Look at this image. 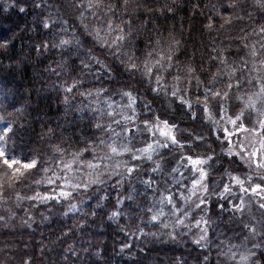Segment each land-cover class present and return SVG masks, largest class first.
<instances>
[{"label":"clouds","instance_id":"1","mask_svg":"<svg viewBox=\"0 0 264 264\" xmlns=\"http://www.w3.org/2000/svg\"><path fill=\"white\" fill-rule=\"evenodd\" d=\"M261 61L264 0H0V147L40 165L0 188V264H113L103 237L125 230L111 223L114 189L117 204L127 199L140 209L129 211L127 227L143 236L141 251L149 249L127 264H264V207L258 196L239 186L234 191L231 180L261 184L264 170L243 153L232 159L229 149L239 150L242 141L226 145L217 135L230 117L243 113L244 122L255 126L264 113V95L255 110L236 103L259 92ZM227 65L238 70L231 79ZM205 97L213 119L197 107H204ZM160 120L169 123L175 140L156 134L153 124ZM112 144L127 151L112 154ZM244 147L253 150L248 142ZM85 148L83 158H103L101 167L85 165L68 175L81 185L68 189L70 198L53 204L38 199L44 210L33 206V186L56 171L44 165L56 154L64 159ZM188 157L205 161L203 174L188 167ZM171 191L181 193L183 219L178 201L163 199ZM149 208L163 218L159 227L151 216L145 219ZM133 215L140 223L131 224ZM189 240L205 251L183 260L158 258ZM127 248L116 253L119 264H125Z\"/></svg>","mask_w":264,"mask_h":264},{"label":"snow or ice","instance_id":"2","mask_svg":"<svg viewBox=\"0 0 264 264\" xmlns=\"http://www.w3.org/2000/svg\"><path fill=\"white\" fill-rule=\"evenodd\" d=\"M253 56H257L255 49L253 48L252 51ZM228 72L226 75L229 76V79H231L232 75L237 74L238 70L232 66L227 65ZM260 67L264 68V61H261ZM257 72H259V68L256 69ZM260 86H259V92L250 94L246 98L240 97L241 104L243 105L244 109H252L255 110L258 105V96L264 95V78H260ZM237 87H239V83L236 84ZM227 87L231 89L233 87L232 83H228ZM72 89H69L71 91ZM224 95H227L225 93ZM214 97H220L221 93L219 91L213 92ZM181 103L187 104L190 106V101H184L183 98H180ZM207 97L204 98V107L202 108V111L206 112L208 114L209 119H213V113L210 109L206 106ZM216 115H219V113H216ZM159 120V118H157ZM147 123V122H146ZM229 123L233 126V129L236 131H230L227 127H222L221 132L224 133V140L227 141L228 145H232L231 137L236 135V132H239L240 134L244 135V139L239 145V150H236L235 148L229 149V155L232 156H240L241 153L244 154V157H247L251 160V164L253 167L264 170V113L260 114V118L257 119L255 126H249L248 123L244 122L243 119V113L237 114L233 117L229 118ZM99 127V125H97ZM153 128L155 129L156 134H158L160 137H167L169 139L175 140V136L173 134V130L170 127L169 123L166 121L160 120L158 123L153 124ZM127 132L129 135H132L134 132V129L128 128ZM249 135H245V134ZM244 142H248L250 145L253 146V150L251 152H248V150L244 147ZM151 150V146L147 145L145 147V152H149ZM57 151L62 152V149L57 148ZM87 148L83 149L81 152H77L72 156V160L65 162L63 164V170H66L67 172L73 171V164H80L81 162L83 165L87 166L90 170H95L101 167V163H93L90 160H84L83 158V152H86ZM109 151L112 154L116 155H122L124 151H127V149H121L116 144L109 145ZM93 153H95V149H93ZM134 159L139 160L140 157H133ZM103 158L100 159H94L101 161ZM189 163L192 165L193 169H196L197 171L201 172L203 174V170L200 168V165L205 163V161L199 159V158H187ZM26 162L22 161L20 158H17L13 155H9V153L3 148L0 147V188L4 186V184L7 183H13L18 182L22 177H24L28 172L34 171L37 168L40 167L39 161L36 159H25ZM121 165L117 164L116 167L119 168ZM126 172L129 175L134 174L136 169L125 163L124 165ZM44 171H48V169H44ZM76 172L81 171V169L78 167L75 169ZM53 175H56L55 173ZM56 179H61L60 176H56ZM250 179V178H249ZM98 180V176L93 180V182H96ZM232 182L241 188V191L251 192L253 195H256L261 200V207H264V183L256 184L252 183L250 187H244V180H242L238 176H232L231 177ZM45 182L47 184H53L55 181L51 177H46ZM145 183H150V181H145ZM194 186H198L197 181H193ZM71 187H81V185H78L74 183L72 180L68 178V176L63 177V185L60 186V190L56 192L55 195H48L47 193L41 194L36 193L34 196L29 197V199L36 200V199H44V200H58V198H65L68 199L71 196V192L68 190ZM86 187V185H84ZM226 191L230 190L228 188L225 189ZM55 191V190H53ZM128 199H133V197L130 195ZM164 200H166L168 203H172L174 200V196L172 195H164ZM201 204H203V201H201ZM236 210L240 211L241 206H236ZM149 212H152V209H148ZM119 213L116 211H112V216H117ZM160 216L153 213L151 215L152 221L159 220ZM176 223L182 224L183 221L177 219ZM166 227V225H165Z\"/></svg>","mask_w":264,"mask_h":264},{"label":"trees","instance_id":"3","mask_svg":"<svg viewBox=\"0 0 264 264\" xmlns=\"http://www.w3.org/2000/svg\"><path fill=\"white\" fill-rule=\"evenodd\" d=\"M237 44H239V41H237ZM189 95L191 96V92L189 93ZM197 96H199L201 99H203V93L199 92L196 94ZM176 103H180L179 100L176 101ZM200 111L202 112V105H198L197 106ZM232 159H236L234 156L231 157ZM22 161L26 162V160L24 158H20ZM72 160L71 156H66L64 159H61L59 154H56L55 158L53 160H49L47 162V164L44 165V167H49L52 169H57L60 165L64 164L65 162ZM87 159H92V156L88 153L85 154V158L84 160ZM54 172L49 171L48 176H52ZM40 176H43V172L40 173ZM145 179H150L148 177L147 174H145ZM36 191L34 192H30L29 195H35L36 192L41 193L42 195L45 193H50V192H54V186L53 185H47L46 183H44L41 186H33ZM140 187V186H137ZM129 190L126 189V194ZM119 190L114 189L112 191L111 194V209L112 211H116L119 214L116 216V219L114 221H112V225L113 228H117V227H124V231H109L104 237V243L107 245V250L108 252L115 257L113 264H119L120 261V257L116 255V253H118L120 251L121 248H124V245L127 244L128 248L125 249V264H127V260L128 259H139L141 256H145L149 254V249L148 248H144L143 251H141L142 245H140V240L143 239V236L140 234L137 235H133L131 231H129L127 225H129L130 221H129V211H133V212H139L140 209L139 208H135L133 206V203L131 200H127L125 199L123 201V203L121 204H117L116 200L119 198L118 195ZM23 194V193H21ZM132 196L135 198L137 197V193L136 192H132L131 193ZM141 200H143V197H139ZM60 198H58L59 200ZM55 200H50L49 204H53L55 203ZM63 202V201H61ZM31 204L33 206H35L37 209L39 210H44L45 205H41L39 200H32ZM27 205H25L26 207ZM148 207H151V205L149 204ZM24 208L17 210V214L21 215L23 214ZM122 213V214H121ZM73 214L72 213H68V216L71 217ZM153 215V212H148L146 211L144 213V217L145 219L149 216ZM162 217L159 218V220L157 221H152V224L155 227H159L162 221ZM136 223H140V219L133 215L132 219H131V224H136ZM179 228H183L182 225H178ZM169 229H166V231H168ZM186 231V229H184ZM113 249H115V251H113ZM205 249L199 248L195 245L194 242L192 241H188L187 243L181 245V246H176V245H171L169 248H167L165 250V252H162L159 254L158 258L163 257L165 254H167L168 256L171 257H175V258H179L181 260H183L185 257H187L190 253H195V252H204ZM128 253H135V257H130L128 255ZM103 254V252H102ZM153 255H156L155 253Z\"/></svg>","mask_w":264,"mask_h":264},{"label":"rangeland","instance_id":"4","mask_svg":"<svg viewBox=\"0 0 264 264\" xmlns=\"http://www.w3.org/2000/svg\"><path fill=\"white\" fill-rule=\"evenodd\" d=\"M237 104H240L241 103V101H237L236 102ZM202 108H203V106H202ZM229 115L231 116L232 115V110H231V107H230V109H229ZM217 118H218V115H217ZM225 127H227L230 131H236L235 129H233V126L231 125V124H229V125H226ZM217 135H220L221 136V139L223 140V142L226 144V145H228L227 144V141L226 140H224V133H222V132H218L217 133ZM244 139V135L243 134H240L239 132H236V135H234V136H232L231 137V140H232V144H235V143H237V141H242ZM237 160L239 159V157L238 156H234ZM90 161H92L93 163H101L102 164V162L101 161H99V160H94L93 158L92 159H89ZM69 161H71V159L69 160ZM68 162V161H67ZM80 168L81 169V171H83V169H84V165H83V163L81 162L80 164H73V171L72 172H67L66 170H63V164L62 165H60L57 169H56V171L54 172L56 175H52V176H50L54 181H55V183H53V184H47V185H53L54 186V189H55V191L54 192H50V193H47L48 195H55L56 194V192H58L59 190H60V186H62L63 185V177L64 176H68V175H70V174H75L76 173V171H75V169L76 168ZM188 167L191 169L192 168V165L189 163L188 164ZM53 173V174H54ZM60 176V177H62L61 179H56V176ZM197 175H198V173H197ZM185 183H187V182H185ZM232 184H233V190L235 191L236 190V188L238 187V186H236L233 182H232ZM176 187H178V186H176ZM245 187H247V185H245ZM251 194V192L249 191V195ZM165 195H172V196H174V200H177L178 201V198H179V196L181 195V193L180 192H176V191H171V192H168V193H166ZM241 195H242V193H241ZM257 199L259 200L260 198L259 197H257ZM240 201L239 200H237V201H234L231 205H227V206H230V207H235V205L236 204H238ZM180 204H182V201H178L177 203H176V208H177V216L180 218V219H183L184 217H183V214L179 211V207H180ZM204 206V204H201V207H203ZM157 207H159V206H157ZM173 207V205H168L166 208H165V212H167L169 209H171ZM192 223H193V225L195 224V221L193 220L192 221Z\"/></svg>","mask_w":264,"mask_h":264}]
</instances>
